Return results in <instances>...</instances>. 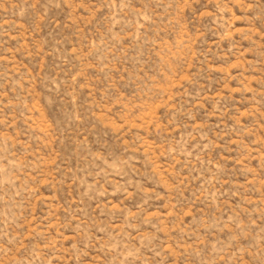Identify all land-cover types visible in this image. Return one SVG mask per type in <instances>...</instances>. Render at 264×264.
<instances>
[{
	"label": "rangeland",
	"instance_id": "rangeland-1",
	"mask_svg": "<svg viewBox=\"0 0 264 264\" xmlns=\"http://www.w3.org/2000/svg\"><path fill=\"white\" fill-rule=\"evenodd\" d=\"M0 264H264V0H0Z\"/></svg>",
	"mask_w": 264,
	"mask_h": 264
}]
</instances>
